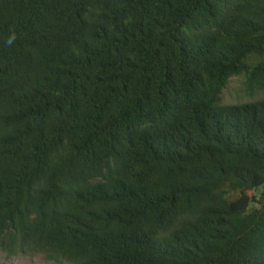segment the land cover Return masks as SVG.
<instances>
[{"label": "trees", "instance_id": "trees-1", "mask_svg": "<svg viewBox=\"0 0 264 264\" xmlns=\"http://www.w3.org/2000/svg\"><path fill=\"white\" fill-rule=\"evenodd\" d=\"M233 77L264 91V0H0V252L264 264V99L222 105Z\"/></svg>", "mask_w": 264, "mask_h": 264}, {"label": "rangeland", "instance_id": "rangeland-1", "mask_svg": "<svg viewBox=\"0 0 264 264\" xmlns=\"http://www.w3.org/2000/svg\"><path fill=\"white\" fill-rule=\"evenodd\" d=\"M245 79L242 77H233L228 87L224 90L221 98L222 105H235L247 102H253L264 99V91L250 93L246 91L244 85ZM257 206V205H256ZM0 264H54L45 261L41 256L17 257L8 259L0 252Z\"/></svg>", "mask_w": 264, "mask_h": 264}, {"label": "clouds", "instance_id": "clouds-1", "mask_svg": "<svg viewBox=\"0 0 264 264\" xmlns=\"http://www.w3.org/2000/svg\"><path fill=\"white\" fill-rule=\"evenodd\" d=\"M13 41V37H10L9 40H8V44H11Z\"/></svg>", "mask_w": 264, "mask_h": 264}]
</instances>
